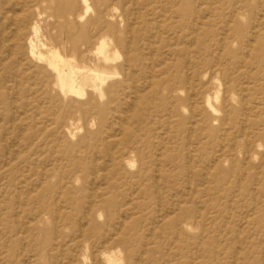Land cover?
<instances>
[{
  "label": "rangeland",
  "instance_id": "1",
  "mask_svg": "<svg viewBox=\"0 0 264 264\" xmlns=\"http://www.w3.org/2000/svg\"><path fill=\"white\" fill-rule=\"evenodd\" d=\"M88 3L0 0V264H264V0Z\"/></svg>",
  "mask_w": 264,
  "mask_h": 264
},
{
  "label": "bare ground",
  "instance_id": "2",
  "mask_svg": "<svg viewBox=\"0 0 264 264\" xmlns=\"http://www.w3.org/2000/svg\"><path fill=\"white\" fill-rule=\"evenodd\" d=\"M81 2L85 6V11H88L90 8L88 0H81ZM72 5V3H69L70 7H73ZM68 26H72V24L68 23ZM106 31L114 32V26L112 24L107 25ZM65 36L70 39L77 36V34H70L69 31H66ZM96 51L103 55L104 60L108 59L106 41L104 39L98 43ZM31 53L46 62L55 76L56 85L65 94H82L85 86L96 87L97 81L103 82L105 80V71L98 68H90L84 64H77L73 59H69L52 47L48 48L44 53L40 50L36 51L35 46H32ZM128 63H130V60L126 59V63L121 66L127 69L125 65H129Z\"/></svg>",
  "mask_w": 264,
  "mask_h": 264
}]
</instances>
